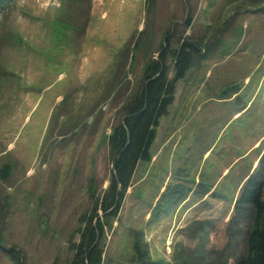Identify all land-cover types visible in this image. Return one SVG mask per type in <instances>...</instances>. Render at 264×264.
I'll return each instance as SVG.
<instances>
[{"label": "rangeland", "instance_id": "rangeland-1", "mask_svg": "<svg viewBox=\"0 0 264 264\" xmlns=\"http://www.w3.org/2000/svg\"><path fill=\"white\" fill-rule=\"evenodd\" d=\"M178 38L200 52L103 228V264H138L135 234L141 264L244 254L237 197L253 177L264 198V0H0V264H69L89 191L112 175L107 137Z\"/></svg>", "mask_w": 264, "mask_h": 264}, {"label": "trees", "instance_id": "trees-1", "mask_svg": "<svg viewBox=\"0 0 264 264\" xmlns=\"http://www.w3.org/2000/svg\"><path fill=\"white\" fill-rule=\"evenodd\" d=\"M178 48L169 50L161 46L157 59L148 60L143 66L142 78L134 94L123 107V115L107 137V145L112 155L113 171L108 186L102 195L95 197L89 191L92 207L89 213L78 218V227L69 240L73 256L69 264H103L104 251L99 244L103 228H111L110 221L117 215L119 203L139 163L151 161V146L156 136L159 120L168 114L174 100L176 83L183 79L193 64L200 48L186 38H178ZM172 60L171 69L165 65L166 58ZM172 77L169 78V71ZM8 165L1 169L6 177ZM263 184L258 178H249L243 184L237 197V208L250 207L251 218L245 241V252L234 264H264V198ZM116 204L115 208L110 209ZM101 212L100 215L97 212ZM101 218L104 220L101 222ZM77 235V242L73 237ZM138 234L133 237L134 258L138 264L147 255L140 246ZM141 248V250H140ZM12 253V250H9ZM13 256V255H12Z\"/></svg>", "mask_w": 264, "mask_h": 264}, {"label": "crops", "instance_id": "crops-1", "mask_svg": "<svg viewBox=\"0 0 264 264\" xmlns=\"http://www.w3.org/2000/svg\"><path fill=\"white\" fill-rule=\"evenodd\" d=\"M113 11H114V7H113ZM107 12V11H106ZM106 12H103L100 16H101V18H105L106 17ZM177 84V83H176ZM244 108V107H243ZM243 108H241L240 110L242 111L243 110ZM241 111H236L234 114H233V116L232 117H235L238 113H240ZM256 144V143H255ZM254 144V145H255ZM253 145V146H254Z\"/></svg>", "mask_w": 264, "mask_h": 264}, {"label": "water", "instance_id": "water-1", "mask_svg": "<svg viewBox=\"0 0 264 264\" xmlns=\"http://www.w3.org/2000/svg\"><path fill=\"white\" fill-rule=\"evenodd\" d=\"M123 119H124V118H123ZM123 119H122V120H123ZM111 170L113 171V164H111ZM115 206H116V204H114V206L110 209V211L113 210V208H115Z\"/></svg>", "mask_w": 264, "mask_h": 264}, {"label": "bare ground", "instance_id": "bare-ground-1", "mask_svg": "<svg viewBox=\"0 0 264 264\" xmlns=\"http://www.w3.org/2000/svg\"><path fill=\"white\" fill-rule=\"evenodd\" d=\"M207 154V153H206Z\"/></svg>", "mask_w": 264, "mask_h": 264}]
</instances>
